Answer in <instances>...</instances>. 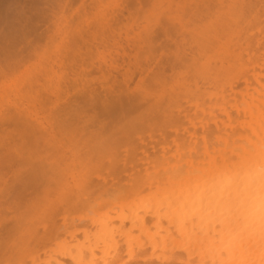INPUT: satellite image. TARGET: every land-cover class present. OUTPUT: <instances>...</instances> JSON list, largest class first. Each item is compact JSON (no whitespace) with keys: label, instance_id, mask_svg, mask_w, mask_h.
<instances>
[{"label":"bare ground","instance_id":"1","mask_svg":"<svg viewBox=\"0 0 264 264\" xmlns=\"http://www.w3.org/2000/svg\"><path fill=\"white\" fill-rule=\"evenodd\" d=\"M136 1H134V2L136 3ZM173 1H175V0H173ZM189 1H193V4L195 5V4L198 3V1H201V0H198L197 2L194 1V0H188L187 4H188ZM218 1H221L219 5L223 4V0H218ZM228 1L229 0H224L225 4ZM165 2H166V4L170 3L169 6L172 4L171 1L169 2V1L166 0ZM184 2L186 4V0ZM203 2H205V0ZM128 4H130V3H128ZM166 4L164 6H162V7L166 8ZM187 4H186V6H183L184 4L182 6L187 9ZM190 4L194 8H196L195 6L201 5L200 2L198 3V5H195V6L192 4V2ZM190 4H188V6ZM229 4H230V8L227 6ZM229 4H226V5L223 4L222 6H219V8H218L219 11L217 10V12H219V13L224 12L225 13L226 11H228L229 15L227 13H225V15L227 14L226 18L228 17L230 19L227 18L228 21H225V18H224L225 15L220 14L219 17H216L217 20L215 19V21H218L219 19H222V16H224L223 17L224 20H222V21L220 20L222 23H220V21H218L219 22V25H218L219 27H217V28L213 27V29H219L220 26H222L223 28L219 29L220 32H222L224 30L228 31L230 29L229 25L232 23L231 27L233 26L232 27L233 29L229 30L230 31V36L227 37V35H224V32H223L222 35L220 33V38H218V40H217L216 39L217 35H216V32H215V34H214V35H216L215 41L217 43L216 42H214V43L212 42V44L214 45L216 43V45H217L216 49L218 51L213 46L212 48H214V50L216 52L213 51L214 53H212V54H215L216 57L214 58L213 55L211 54L213 58H212V60L209 61L210 54L209 55L207 54V57H209V58H207L208 62L206 60L207 63L204 64L203 63L204 61H203L202 62L203 64L201 63L203 68L202 67L200 68L199 67L200 65H199L198 68H196V72H195V74H198V76L201 77V79L204 80V81H202L201 79H199L200 83H201V81H202L203 84L206 83V86H204V89L205 90L207 89V91L205 92V90L202 88L204 90L203 92H204L205 95L204 94H201V95H204L205 97H210L209 100L212 99V102L211 101H209V102H211L213 104L212 105L210 103V105L213 108H214V106L216 104H217V106H218V104H221L220 106H222V108L219 107V106L218 107L221 108L222 111H224V113H222L223 114L222 115L221 112L219 111V109L216 108V106H215L216 111H217L216 115H213L211 113L212 115H210V116L208 115V119L203 120L205 122L202 121L203 123L201 124V127L204 125V127H203L204 128V132L202 131L203 132L202 135L199 132H197L198 130H195L196 127L194 129H193V127H192V129L191 128L188 129V127L185 126V127H187L188 130L191 129L190 130L191 134H189L191 137L190 136L189 137L191 138V143H192V141H194L195 144L197 142L198 145H196L197 146L196 148L194 147V142H193V145H191L188 142L190 139L187 140V142H186V139L183 140V136H185L187 134V132H189V131L188 130H187V132L184 131V132H186V134H184L183 136L180 135L181 133L179 134L177 132V129L180 128L179 126H181V124H179L178 128H176L178 122H171V121H173V119L169 118V115L171 113H173V110H174V113L176 115V112H175L176 108L178 110V111L176 110L177 111V115H178L179 108L182 106V104L181 105L179 104L180 107H178L179 106L178 103H180V100H178V98L183 97V92H185L184 95L189 92V91L186 92L189 89L188 88L189 85H187L188 86L187 90L185 89L186 86H185V88L181 89V87H182L181 85H180V88H177L178 91L176 89H174L175 91H177V93L180 92V90H182V92L177 94L179 96H177L176 92H174L172 90V92L170 94L174 93L175 96L173 94V96H169V99L167 98L166 100H164L165 98L161 99V97H164L163 96L164 93L166 95L167 91L165 92L164 90L167 87L163 89V92H162L163 94L161 93L160 97H159L160 91H159L158 95H156L158 97V99L159 98L161 99V101L164 100L163 103H162L163 106L161 104V107L165 108L164 109L165 111H166L167 107H168L167 109H169V110H167V114L168 115L166 114L169 119L165 117V114H164L165 111L163 112L164 116H162V117H164V119L165 118L168 119L171 124L175 123L173 125L176 128L175 131L177 132V134H175L176 133L175 132L174 136L178 135V138L176 136V139L180 140L181 144H179V145H185V147H186V145L189 144L190 149H191V146H193L192 147L193 152H192V150L190 152V150L188 149L189 147L187 146L186 147L187 150H188V152H187L188 155H187L185 149H183L184 147L182 146V148H181L179 146L180 148H177V150L178 149H182V150H178V152L181 151L180 154L179 153L178 154L181 155L182 157L178 156L177 158H180V157L181 158L175 160L174 158H172L173 155L171 156V159L167 155L173 149L171 151H169V150H167V148L166 149L163 148L164 147L163 146L162 147L163 149H160V150H157V151H161L162 150V151H164V153L162 151L161 152L163 154L161 152H158L159 155L155 156V157H157V159H158V157H159V159H161L160 161H157L158 163L162 162L161 166H159L160 164H158V168L160 167V169H161V167H165V163H166V161L168 159L166 157H169V159H168L169 165H168V162H167V169L166 168H164L165 170L161 169L158 173H156L157 171H153L152 172L153 175H152V174H149V173L145 172V170L149 171L148 169H150V168H148V169L144 168L145 169L144 170L141 167V171L144 172L142 174H145L147 176L141 175L142 177L141 176L139 177L138 174H141V173H139L138 172L139 170H138L137 171L138 174L130 172L129 174L132 173L134 175L132 176V174H131V176H130L131 178L129 177V179H128L127 177L126 178L123 177L124 173L122 174L123 176H121L118 173L119 170L118 171H116V170L120 169V168H122V169L124 168L123 170H127V169H125L126 165L129 164V166H130V163L132 161L134 162V159L136 160L135 163H137L139 161V158H140L139 156H141V158H140V161L138 163V166H135L137 164H134V166L135 167H139V164L141 165V163L143 165H145L146 164L145 162H147V160H149V157L152 154L151 153L149 155L148 151H149V148L151 147V145H152L154 140H149L148 143H147L146 140L149 139V138H147L148 137L147 135H149V133L145 135V136H147L146 140H144L145 138L141 139L144 136L143 137L140 136L139 138L138 137L136 138L137 140L141 139L140 142H142V143L146 142L147 144L144 143V146L141 145V143L139 144V142L136 139H132V140H136L138 142V145H140L141 147L140 146L135 147L137 144H136V141H134L135 142V145H133L134 147L131 146L132 149L130 147L129 150L130 149L133 150V148H135L136 150H134V151L137 152V149L140 148L138 151H141L142 154H139V152H137V153L135 152V154H137V156L135 157V155L133 154V156H131V159H130L131 162H130L129 160H127V158H128L129 155H131V153H133V151H131V150L130 151L129 150L123 151L122 149L124 148L123 146L125 144L124 143L125 140L121 141L120 138H119V141L122 144L124 143L123 145L121 144L122 147H123L121 150L123 151V153L127 152V154H128V151H129L128 156L125 153L123 154L120 149H119L120 152H118V150H116V151L118 153H120V155L123 154V156L122 155L120 156V155L116 154L117 152L114 151L115 149H113V147H112L113 152L109 153V158H107L108 157L106 155L107 153L104 154V152H106V150L105 151H100V153L103 152L101 154L106 155L104 157L99 155V152H98L97 158H98V160H101V162L97 161L96 157L93 156V158L96 159L95 161H97L100 165L103 162L104 166L106 164V161H107V163H109L108 161H110V159L111 160L113 159L114 161L112 160L111 162H115L117 164V166H115L116 165L115 163H113L114 165L110 164L111 162L109 163L108 166L111 167V165H112L113 166L112 169L114 168V166L115 167H119V168H117L114 171L112 170L113 172L116 171L117 174H119L118 177H117V175H115L116 177H114L113 173L112 174L108 173L109 175H112V176H108L107 177V175H105L106 177L105 176L103 177L102 173L105 174L106 171L110 172L108 170V168H110V167H108L106 169L105 173L102 171L103 169H100L101 172H102L101 173L100 171H98L99 168L97 167V165L99 166V164H97V163H96L97 165L96 164L95 165H96V168H98V169L95 172L93 171L92 173L95 174V175H92V173L90 172V169H89L91 167V165L89 166V164L91 163V162H89V159L87 160L88 163H89L88 164V166H89L88 171L89 172L86 171L87 170L86 165H85V167H82L83 168L82 170L80 169V171H78V174L76 173L78 175V177L76 176V178H74V179L71 178V176L73 174L72 175H70V174L71 173H75V172H69V175H70L69 177L71 178V182H72V179L75 181V183L72 182L73 185H78L80 183V181H81V178L86 175L87 176V185L86 186L91 187L89 189L85 187L87 190L84 188L82 190L81 194L76 195L75 197H73L75 199V201H74L73 198H71V200L73 199V201L75 202L76 206L79 204L81 206L83 205V207H87L86 208L87 210L84 208L85 209L84 212H86V213L81 214V212H80V215H77V216H80V219L77 217V219L79 220V224H77V225L79 227L73 225V221L71 220V218L74 217V216L71 217L70 214H69L70 210L68 211L69 208L67 209V207H69V205L70 206L73 205V203H72L73 201L69 200V201H71V203H69L68 200H66L65 202L63 201L64 203L61 202L60 206H59V204H58V206H59L60 210L62 209L61 210L62 212H65V213H62V214L63 215L66 214L67 215V216H65L66 217V221H64L65 218H63L64 216L61 214L58 206L56 207V209H58L59 211L57 210V212H59L63 216V217L61 216L63 218V220H61V224H62V222H65V223L67 222L65 225H63L65 227V230H63V229L61 230V228L63 226H61V228H60V224L58 223L57 224V229L58 230L56 232L52 233L53 231H55V229L53 228L54 220H52V225L50 227H52L53 230H52V232H50V230L49 231L46 230V231H48L47 232L48 236H46V234H45V237H44L43 235H44L45 232L44 233H40L39 231H42V230L39 229V231H38L36 229V228H38V225L36 223H35V226H36L35 227L33 225L34 223L29 222L31 220L26 221V223L28 222V224H29L28 226L29 227H33L34 226V231L31 228H29L28 226H25V224H23L27 228H24V227H23L24 229L20 228L24 233L21 231L18 234L19 235L18 239L15 242L16 245L14 244V240H13V243H11V244H14L13 247H12L11 244L7 245L9 248L11 247V249L12 248L15 249L16 246H17L18 248H16V252H11V249L9 250L8 247H6V245H4V247H2V245H3V243H2L0 247H2V249L6 247L7 249L5 248L6 250L4 251V250H2L0 248V250L2 252H4L3 254L1 253V255H3L4 258H6V259H3L4 261L2 260V263H0V264H3L5 262L6 263L9 262L7 260H9V259L12 260L11 258L14 255H16V256H14V258L16 257L15 262H17L19 260L18 262H20V264H261V251H262V246H264V240L261 239L260 223H259L261 203H262V201H264V148H262V145H264V18H262L263 20L261 18H260L261 20H258L259 18L256 19L257 17L254 15V13H252L250 11L254 10L257 5H261L262 8L261 7L260 8L264 9L263 8L264 7V0H231L229 2ZM177 5H179V4H177ZM177 5H175L176 6L175 9L177 8ZM191 5H190V8L192 9L193 7H191ZM135 6H137V5L135 4L134 7ZM226 6H227V8L229 10L226 8ZM138 7L139 6H137V8ZM158 7H159V5H158ZM180 8L182 9V7H179L176 10L175 9H172V10H175V12H177ZM223 8H226L227 10L225 11V9H223ZM156 9H158V8H156ZM158 10H159V12L161 11L160 7H159ZM221 10H224V11H221ZM167 11H170V10H167ZM194 11H196V10H194ZM246 12L249 13V17L251 19L246 15ZM161 13H163V14L165 13L166 16L163 15L164 18H161L159 20L161 22H163L162 20L164 19V24L163 25H165L167 23L168 26H169V24H170V22L168 23L169 19L167 21L166 18H168V17L170 18V16L166 14V11H164V12L162 11ZM262 13H264V10H262ZM152 14H151V16H152ZM154 14H156V13L154 12ZM157 14H158V12H157ZM160 15H162V14H160ZM174 15L176 16V13L173 14L174 18L171 16L170 21L172 20L171 24L173 23V26L176 27L174 25V23L176 24L175 21H177L181 17L179 18L178 15L175 17ZM262 16H264V15H262ZM155 18H156V15H155L154 19ZM175 18L177 20H175ZM190 18H191V16H190ZM180 21L178 20V23H177L178 27L180 26L181 22H183V25L184 24L187 25L186 22L183 21V16H182V21L181 22ZM251 21L254 22V23H257V24L260 22V23H263V25H259V26L256 27V29H252L253 25H252ZM179 22H180V24H179ZM225 22H228V23H225ZM167 24L164 27L165 31L163 30L165 32V34H166L167 31L169 32V27L166 28ZM223 24L225 26H223ZM227 24H228V26H227ZM159 25H160V22H159ZM183 25H181L182 28H183ZM173 26L170 25V32L174 31L175 33H177L178 31L183 30V29H181L179 27L177 29V32H176L175 31L176 29ZM171 27H173L174 30ZM202 27L200 28V31L197 30L198 32H201L202 35H199L198 32L194 31L195 27L194 28L192 27L193 29H190V30H192L191 33H193V34L190 35V37L192 39L194 37L197 38V39L194 38V41L192 40L194 42V44L195 43L198 44L196 47L200 46V42L197 43V40L201 41L202 44L205 43L207 46L209 45V42H211L210 41L211 39L214 40V35H212L211 33L208 34L209 33L207 31V27L208 26L207 27L205 26L206 27V31H207V32H205V34H203V30L204 29H202ZM159 29H160V26H159ZM190 30L188 31V30L185 29L184 31L190 32ZM209 30H212V28L209 29ZM149 31H150V29H149ZM215 31H217V30H215ZM218 31H217V33H218ZM195 32H196V34H195ZM78 34L80 35V33H78ZM171 34H173V32ZM171 34H169V35H171ZM192 35H194V36L192 37ZM198 35L201 36V37H199ZM207 35H208V38H209V40L207 39L208 40V42H207L208 44L205 41H204V43L202 41V40H206L205 37ZM223 35L226 36L228 40L224 39L225 37ZM165 36H167V34ZM209 36H211V38ZM221 36H222V39H224L226 42L224 40H223L224 43H223V41H221L222 40ZM144 37H148V36L144 35ZM190 37H188V38H190ZM81 38H80V40H81ZM138 38H139V36H138ZM140 38H141V36H140ZM140 38L137 41H140ZM198 38H201L202 40H200ZM219 40L221 41V44L223 43L222 46H220V47H219V43H218ZM141 41H140V43H141ZM145 41H146V39H145ZM149 41H151V40H149ZM64 42L66 43V41H64ZM136 43H138V42H136ZM62 44H64V43H62ZM73 44H71V46L69 45L71 48H68L69 46L66 45L67 47L65 49H67L66 50L67 53L65 51L62 52V53L66 54V55L67 54L69 55L70 52H71V54L72 53L74 54L75 50L70 51V52H68V50L74 49L75 47L78 46L77 44H79V43L75 42ZM202 44H201V46H202ZM212 44L209 45L210 50L212 49L211 48ZM72 45H73V47H72ZM148 46H149V43H148ZM205 46H204L203 49H205L207 47V46L206 47ZM60 47H62V46H60ZM141 48H142V46H141ZM149 48H152V47L150 46ZM65 49H63V50H65ZM199 49H201V50H198V51H203L202 48L199 47ZM63 50H60L58 52L61 53V51H63ZM148 51H149V49H148ZM245 52H247V54H249V57H250L249 59L246 58L247 56H245ZM144 53H147V52L144 51ZM216 54H218V55H216ZM184 55L185 54H183V56ZM176 57H178V55ZM178 59H180V58H178ZM178 59H176V61L173 60V63L177 62ZM216 59H218V60H216ZM183 60L185 62V60H189V59H187V57L184 56ZM213 60H215V63H213L214 62ZM188 62L189 61H187V63ZM210 62L213 65L215 64V66L219 65V67L216 66L218 68L214 69L213 71L210 70L208 66H210L213 69V66L210 65L211 64ZM179 63H181V62H179ZM199 63H200V61H199ZM176 64L179 65L178 63H176ZM206 64L207 65L209 64V65L207 66ZM250 64H255L253 66H256V68L253 67ZM47 65H49V63L46 64L45 66H47ZM58 65H60V64H58ZM136 65H137V63H136ZM155 65H156V62H155ZM183 65H184V63H183ZM197 65H198V63H197ZM249 65L252 66V68L251 67L250 68L247 67ZM49 66H47L46 69H50V68H48ZM78 66H81V65H78ZM184 66H188V65H184ZM206 66H207V68H206ZM81 67H82V69H84L83 66H81ZM137 67L139 68V66H137ZM147 67H148V65H147ZM108 68H106V69H108ZM144 68H143V70H144ZM182 68H184V67H182ZM190 68H192V66ZM248 68L249 69H253V70L255 69V75L252 76L253 73L251 74V72L248 70ZM82 69H81V71H82ZM113 69H114V67H113ZM170 69H171V67H170ZM44 70H45V68L39 70V72H37L34 76H31V77H28V78H24L15 87H10V86L7 87V86H5V84L3 82H0V128L1 127L4 128L5 125H11V124L15 125L16 129L19 126L18 127V131L20 130L19 128H21L20 131L24 134V139H25V135L26 136L30 135L29 139L34 138L35 143H34V141H33V143L35 145H37V144L39 145V142H41V145L44 148H46L47 144L44 143V145H43V141H42L43 137H41V135L44 136L43 134H45L47 132V130H49V128L44 132V130H43L42 126H41L42 125L41 122L40 121L38 122V119H40V118L37 117V120L33 118L35 116L34 114L36 112H34V114H30V112L32 110L29 113L27 111V109L30 110L31 108H33V106L29 107L30 109L28 107H27V109H25V106H24V102L27 101L26 98H28V100L30 99L29 98V94L33 93V91H35V90H38V89H34L33 90V88H35L34 85H36L35 83H38V81H35L36 78H38L37 80H40V78L42 79V78L46 77L48 80L44 79L43 81L48 82V84L54 81V80L50 81V79H49V78H51L50 74L52 73L53 68L51 69V71H48V70H47L48 72L45 71V72L50 73V74L45 73ZM136 70H138V69H136ZM187 70H189V69H187ZM83 71H85V70H83ZM146 72H148V70ZM39 73H45V74L44 75L40 74V76H42V77H38ZM141 73H143V72L141 71ZM195 74L193 73V75H195ZM139 75H140V73H139ZM132 76H133V74H132ZM153 76H154V74H153ZM54 77H56V75H54ZM156 77H157V75H156ZM130 78H131V76H130ZM129 79H127V80H129ZM123 80H125V77H124ZM140 80L142 81L141 78H140ZM43 81H42V83H43ZM58 81H57V84H59ZM113 81H111V82H113ZM131 81L132 80L130 79V82ZM83 82H84V80H83ZM115 82H113V83L115 84ZM195 82L196 81H194L195 85L193 84V87L194 86H196V87L198 86V85H196L197 82L196 83ZM156 83H159V81H157ZM162 83H163V81H162ZM189 83H191V82H189ZM55 84H56V82H55ZM124 84H126V83H124ZM160 85H163V84H160ZM45 86H47V85H45ZM53 86H54V84H53ZM55 86H56V88L54 87V90L56 91V89H57V92H56L57 94H55V95H58L60 90L57 88V85H55ZM123 86H127V85H123ZM176 87H178V86H175V88ZM36 88H39V87H36ZM43 89H45V88H43ZM51 89H53V88H51ZM169 89H170V86H169ZM196 89H198V88H196ZM46 90H45V92H46ZM184 90H186V91H184ZM107 91H109V90H106V92ZM170 91L171 90H169L168 92H170ZM50 92H52V91H50ZM190 92L192 93L193 91L190 90ZM203 92H201V93H203ZM90 93L91 92H88V94H87L89 96L88 97L89 100H91V99L95 100V98H92L93 97L92 93H91V96H90ZM155 93L156 92H154V94ZM191 93H190V95H191ZM195 93H193V96L191 95L194 98H195ZM50 94H49V96H50ZM60 94H61V92L59 93V95ZM135 94H137V92H135ZM180 94H182V95H180ZM118 95H119V93H118ZM118 95H116V96H118ZM123 95L124 94H122V96ZM242 95L244 96L242 98H246V100H247L245 105L244 104L241 105L240 104V100H238V101L236 100L237 102L235 101V98H237V99L240 98L241 101L244 100V99L241 98ZM30 96H31V94H30ZM112 96H114V94ZM116 96L114 97L115 99H116ZM143 96H145V97H143ZM143 96H141V97L143 99L145 98L144 100L146 101L147 100L146 99L147 96L146 95H143ZM186 96H188V95H186ZM197 96H198V94H197ZM204 96H202L203 100L208 102V99L204 98ZM136 97H138L139 102L143 100L142 98H139L138 95H136ZM155 97L152 98V99L150 98V100L148 99L150 101L149 103H151V102L153 103L155 101V99L157 98V97L156 98ZM249 97H252V99H250ZM114 98L112 97L113 100H114ZM184 98L185 99L186 98L189 99L190 97L188 98V97L184 96ZM184 98H182V99H184ZM232 98H234L233 100H234V104H235V107L232 110H235V108L239 109V111H237V113H236L237 114L236 116L234 114H232V113L230 114V112H228L230 115H226L227 114L226 111H228L229 108H230L229 107L230 106L229 102L231 100H229V99H232ZM33 99H34V97H33ZM140 99H142V100H140ZM153 99H154V101H153ZM93 100H92V102H94ZM118 100H120V99H118ZM132 100L134 101L133 103H135V100L134 99H132ZM148 100L146 101L147 103L143 102V104H145V107H146V104L148 106ZM197 100L195 101V104L197 103ZM228 100H229V102H228ZM43 101H46V100H43ZM127 101H128V99H127ZM127 101H126V103H128V104H126L124 100L122 101V102L125 103V107H127L129 105V103L132 106L135 105V108H138L140 106V105L139 106L137 105L138 107H136V104H140V103L131 104V102H127ZM129 101H131V100L129 99ZM187 101H184V102H187ZM33 102L34 101L32 100L31 104ZM109 102H111V101H109ZM155 102L157 103V101H155ZM166 102H167V105L166 104L164 105V103H166ZM175 102H177V104ZM192 102L189 103V104H191V106L193 104ZM244 102L242 101V103H244ZM28 103H29V101H28ZM38 103H40V100L38 101ZM120 103H121V101H117V104H119L121 107L119 105L118 106L120 108H122V106H123V108H124V103H122V104H120ZM104 104H105V101H104ZM172 104L174 105V107H171ZM200 104H201V102H200ZM200 104H197V106H195V105H193V106L194 107H198V106H200ZM205 104H206V102H202L201 105L204 106ZM26 105H27V103H26ZM39 105H41V104H39ZM43 105H45V104L43 103ZM68 105L69 104H67V107H68ZM102 105L103 104H101L100 107H102ZM106 105L107 104H105V106ZM113 105L115 107L116 104H113ZM130 105L127 107V110H128L129 107H131ZM92 106H87V107L91 108ZM110 106H111V104H110ZM110 106L107 105L106 107H108V108L102 107L101 110L105 109L104 111L102 110L103 113H105L107 111V109L110 112L111 111L110 109L114 108V107L109 108ZM118 106H116V107L118 108ZM164 106H167V107H164ZM175 106H177V107H175ZM193 106H192V108H193ZM208 106L205 105L204 107L206 109H208L209 108ZM227 106L229 107L228 109H227ZM170 107L173 108V110L172 109L170 110ZM185 107L188 108V104H187V106L183 105V107H181L183 109V111L181 109V111L183 113L180 111L182 117L179 115L180 118H182L183 120L184 119L186 120L187 117H189V115L198 112V110H197L196 112L191 113V111L193 112V110H191V108L189 107L190 111H188V109H185ZM135 108L133 107L132 110H135ZM154 108H155V106H154ZM157 108H159V105L157 106ZM200 108L201 107H199V110H200ZM213 108H212V110H213ZM92 109H93V107H92ZM92 109H90V110H92ZM146 109H148V108H146ZM184 109H185V111L186 110L188 111L189 115H188V113H186L184 111ZM196 109H198V108H195V110ZM122 110L123 109L118 110L120 112V114L118 113L119 115H121ZM127 110H124V111L126 112ZM130 110H131V108H130ZM130 110L127 113H131L132 110L131 111ZM154 110L155 109L152 108L153 112H154ZM33 111H34V109H33ZM146 111H148V110H146ZM155 111H157V109ZM168 111H170V113ZM200 111H203V110L201 109ZM207 111L208 110H206L205 112H207ZM230 111H231V108H230ZM113 112H114V110H113ZM213 112H214V110H213ZM235 112L236 111H234V113ZM184 113H185V115H184ZM160 114H161V112H160ZM160 114L154 115V113H153L154 117H156L158 119V121L160 120V118H158L160 116ZM173 114H171L173 117H175V118L178 117L177 118L178 120H176V121H180L181 120V119L179 120V116H177V115L175 116ZM207 114H209V112H207ZM32 115H34V116L32 117ZM80 115H81V113H80ZM82 115H84V114H82ZM93 115L95 116L96 114L94 113ZM115 115H117V114H115ZM125 115H126V113H125ZM157 115H159V116H157ZM36 116H38V115H36ZM107 116H109V115H107ZM122 116H124V114ZM197 116H196V118L199 117V116L198 117ZM202 116L204 117V115H202ZM225 116L231 118L229 122L227 120H225V118H227ZM127 117H128V114H127ZM142 117H144V116H142ZM191 117H193L195 119L194 115L193 116L191 115ZM94 118H93V120H90L91 119V116H90V119L88 121H90V122L94 121ZM121 118H123V117H121ZM98 119H99V117H98ZM166 119L164 120V123H165ZM189 119H190V117L187 120H189ZM138 120H139V118H138ZM147 120H148V117H147ZM142 121L144 122V119ZM174 121H175V119H174ZM184 121H180V122H182L184 124ZM211 121H213V123H216L215 124L216 126L214 125L216 128L212 127V128H214V130H212L211 127H210V125H212V123H210ZM81 122H82V120H81ZM97 122H100V121H97ZM151 122H153V121H151ZM161 122H163L162 119H161ZM82 123H84V122H82ZM118 123H116V124L118 125ZM170 123H168V124H170ZM185 123H186V121H185ZM196 123H198V122H196ZM139 124H141V123H139ZM187 124H189V123H187ZM100 125L101 124H99L98 127ZM112 126H114L113 128H114V131H115L117 126L116 125H112ZM134 126H131V128L134 127ZM168 126L165 127V128L167 129ZM100 127L102 128V126H100ZM140 127H142V125H140ZM153 127H155V126H153ZM172 127H170L169 129H172ZM174 127H173V129H174ZM185 127H181V128L184 129ZM189 127H191V126H189ZM111 128L112 127H110V129ZM126 128H125V130H126ZM136 128H138V127H136ZM181 128H180V130H181ZM112 129L110 131H112ZM140 129L143 130L144 128H139L138 133H140ZM121 130H122V128H121ZM127 130L129 131V129H127ZM127 130H126V132H128ZM132 130H130V131H132ZM120 131H119V135H121ZM130 131H129V133H130ZM136 131H137V129H136ZM144 131H146V130H144ZM166 131H168V130H166ZM81 132H84V131H81ZM98 132H100V131H98ZM147 132H145V133H147ZM159 132H161V131H159ZM159 132H158V134L163 135V134H161L162 132L161 133H159ZM114 133L115 132H113V134ZM35 134H36L37 138L34 137ZM86 134H88V133H86ZM86 134L84 136H86ZM91 134H93V132ZM96 134H98V133H96ZM77 135L79 137V134H76V137H77ZM80 135H81V133H80ZM114 135H112V136H114ZM115 136H117V135H115ZM187 136L184 137V138H189ZM93 137H95V136H93ZM99 137H100V134H99ZM126 137H124V138H126ZM172 137H173V135H172ZM82 138H83V136H82ZM114 138L116 139V137H114ZM121 138H123L122 135H121ZM127 138H129V137H127ZM157 138H158V136L155 138V141H158V143L161 144V142L163 140V144L166 145L167 147L171 143V141H169V140L168 141L170 143L166 142V143H169V144H165L164 143L165 140L167 139V137L165 139L162 138V140H161V136H160L161 142ZM39 139H40V141L36 142V140H39ZM99 139L100 138H98V140ZM117 139H118V137H117ZM117 139H116V141H117ZM169 139H171V138H169ZM174 139L175 138L173 137V140ZM129 140H130V138H129ZM142 140H144V141H142ZM91 141H93V140H91ZM100 141H101V139H100ZM119 141H117L116 146L117 145L118 146L116 147V149L121 147V145L119 147V144H120ZM81 142L83 143V141H81ZM105 142H106V140H105ZM109 142H112V141H109ZM109 142H108V144H109ZM173 142H172V145H173ZM0 143H1V141H0ZM71 143H72V141H71ZM94 143L98 144V142H94ZM94 143H92V144H94ZM158 143H156L155 145L153 144L151 148H154L153 146H155L156 148H154V149H157V148L159 149V147L156 146ZM84 144H86V143H84ZM104 144H107V143H104ZM108 144H107V146H108ZM132 144H133V142H132ZM175 144H176V142H175ZM70 145L71 144H69V145L67 144V146H70ZM72 145H73V143H72ZM86 145H88V147H89L88 143ZM98 145H100V144H98ZM73 146H74V148L72 146H70L69 148L70 149L73 148L75 151H78V148L81 147V145H80L76 149L75 147H77V146L76 145H73ZM102 146H103V144H102ZM48 147L49 146H47V148ZM96 147H97V145H96ZM142 147H144L145 151L142 150ZM35 148H36L35 150H37L38 147L35 146ZM151 148H150V150H151ZM168 148L169 149L173 148V146L172 147L169 146ZM38 149H40V148H38ZM50 149L52 150V147L49 148V150ZM54 149H59V151H60L59 153L62 152L60 147L59 148H54ZM96 149L98 151V148H96ZM105 149H108V148L106 147ZM112 149H110V151ZM33 150H34V148H33ZM46 150L49 151L48 149H46ZM88 150H87V153H88ZM97 151H94V152H97ZM108 151H109V149H108ZM152 151H153V149H152ZM189 152L192 153V154H190ZM59 153L56 152L57 155ZM79 153H77V152L74 153L73 157H77V155H78L77 158H78V160H80L83 155H80ZM153 153H154V151H153ZM71 154L69 153V155H71ZM75 154H77V155H75ZM90 154H92V153H90ZM112 154H113V158H110V157H112ZM52 155H53V152H52ZM57 155L55 157H53L54 158L53 162H55V164H56V161L58 160L57 159ZM79 155L81 157H79ZM94 155H96V154H94ZM177 155H175V157ZM51 156H49V157H51ZM85 156H86V154H85ZM63 157L64 156L62 154L61 159ZM99 157L102 158V159H100ZM124 157L127 160V161L125 160V162L122 159ZM55 158H56V160H55ZM86 158H87V156H86ZM152 158H153V156H152ZM64 159H65V157L61 160L62 162H60V160H59L60 164H59V162H57V164L61 165L62 163H64V161H65ZM103 159H105V160H103ZM157 159L155 158V161ZM163 159H165V162H164ZM90 160L93 161L92 158H90ZM153 160H154V158H153ZM22 161L25 162V160H22ZM45 161H46V159H45ZM83 161H84V158H83ZM152 161H150V162H152ZM18 162H20V161H18ZM79 162H82V161L80 160ZM39 163L42 164L41 160L39 161ZM49 163H50L49 166H53L52 167V170H53L54 169V163L48 161L47 164H49ZM123 163H125V165ZM170 163H172L171 164L172 166H170ZM80 164L82 165L83 163H80ZM85 164H87V162ZM103 164H102V166H103ZM43 165H45V164H43ZM81 165L80 166L78 165V166L81 168ZM143 165H141V166H143ZM156 165L157 164H155L154 166L156 167ZM49 166H47V167H49ZM129 166L127 165L128 170L132 169V166H130V167ZM154 166H153V168H154ZM93 168H95L94 165H93ZM100 168H103V167L100 166ZM50 169L51 168H49V172H50ZM55 169H58V168H55ZM59 169H61V168L59 167ZM151 169H152V167H151ZM121 170H120V173H122ZM155 170H157V168ZM55 171H57V172H54L55 173V175H54L55 177L53 178V180H55V178H57L56 175L58 173V170H55ZM65 171L63 170V172H65ZM67 171H69L68 168H67ZM67 171H66V173H63L62 171L59 170V172L61 173V174L59 173L60 174L59 177H61V179L59 180V178H57L58 179L57 182L61 181L60 182L61 185L64 184V183L66 184L65 180L67 179L66 175H68ZM96 172H100L99 175L101 174L102 177H100ZM123 172H125V171H123ZM47 173H45L46 175L44 174L45 177L47 176ZM54 173H49V175L47 176L46 179H49L50 174H54ZM81 173H83V174L81 175ZM154 173H156V174H154ZM129 174H127V172H126V175H129ZM63 175L66 177L65 180H64ZM137 175H138V177H137ZM125 179H128V180H125ZM38 180L40 181V179H38ZM41 180H44L45 183L46 182L48 183V181L45 180V179H41ZM50 180L52 181V178L49 179V181ZM52 182H54V181H52ZM59 182H58V184H59ZM26 184H25V186L23 185V187H24V189L22 190L23 192L27 191L32 186L33 187L35 186V184L34 185H30L31 182H28ZM28 184H29V186H28ZM66 185H68V184H66ZM88 190L89 191H94V190L97 191L98 190V191L96 193V192H89ZM86 191L89 193V195H88V193ZM93 193L94 194L96 193L97 196L89 197V196H91L90 194L94 195ZM15 194L17 195V193H15ZM21 194L17 195V196L15 195L14 196L15 198H12V199L18 198V199H16V200H18V203H19V201H23V200H19V197L21 199V196L25 195V192H24V194H22V195ZM43 195H44V193H43ZM5 196H8V194H6ZM2 197L4 199V196H2ZM45 198H42V199L45 200ZM22 199H24L23 196H22ZM43 200H41L40 203ZM4 202H6V201H4ZM36 202H37V200L35 201V203ZM66 202H67L68 206H67ZM18 203H16V201H15V204H16L15 205L12 202L13 206L14 207L16 206V208H18L17 207ZM23 203H24V201H23ZM37 203H39V201ZM61 205L66 206V208H64ZM81 206H80V208H82ZM7 207L10 210L11 206H7ZM16 208H15V210H17ZM72 208L70 207L71 210H72ZM74 208H77V207L74 206ZM0 210H1V208H0ZM77 210H78V208H77ZM54 212H55V214L57 213L56 211H53L51 213L54 214ZM87 212H89V213H87ZM49 215H48V218L46 217L48 219V221L50 219H52V218L49 217ZM57 215H59V214H57ZM32 216L35 217V215H32ZM29 218H30V216H29ZM37 219H38V217H37ZM24 220H26V219H24ZM38 220L40 221L41 218L38 219ZM43 221L42 222L40 221V222L42 224H44L45 221L44 222ZM32 222H34V220ZM37 223H39V222H37ZM17 224H15V225H17ZM74 227H76V228H74ZM28 228L31 229L32 232L30 230H28ZM17 229H16V231H17ZM35 230H37V233L35 232ZM60 230H61V232H60ZM32 233H34L35 235L37 234L36 237L37 238L40 237L39 240L41 242L44 241V244L41 245L40 247H43L45 244L48 245V246L47 245L44 246V248H47V250L45 249V251H46L45 254H44V249L41 248L42 252L44 254L43 257H41L42 254H39V250L36 248V246L39 247V244H41V243L40 242L38 243L39 240L36 239V237H33L34 234H33V236H31ZM50 233H52V235ZM24 234H26L29 237V239H26L28 237H26V235H24ZM38 234H41V236L40 235L38 236ZM22 235H24L26 237V238H23L24 241L21 240L22 239L21 237H23ZM29 235L31 236V239H30ZM49 236L50 237L52 236V237L50 238ZM30 240H32V241L30 242ZM21 241H23V242H21ZM19 242L22 243V244H20L21 246L19 245ZM31 243H34L33 247L31 246L32 245ZM35 248H36L37 251L35 250ZM32 249L35 250V251H33ZM7 250L9 251V253H8ZM10 252L12 254H14L13 256L11 255L12 257L10 256V254H11ZM5 253H8V255L7 254L4 255ZM1 258H3V257L1 256ZM1 258H0V262H1ZM10 262H13V261H10Z\"/></svg>","mask_w":264,"mask_h":264},{"label":"rangeland","instance_id":"2","mask_svg":"<svg viewBox=\"0 0 264 264\" xmlns=\"http://www.w3.org/2000/svg\"><path fill=\"white\" fill-rule=\"evenodd\" d=\"M130 1V2H129ZM134 1H136V0H62V3L65 5V7L63 8V9H61V11H60V13L59 14H57L56 12H54L53 11V9H52V7H51V3H52V0H0V82H3L4 84H5V86H10V87H15V86H17L18 85V83H20L24 78H28V77H31V76H34L37 72H39V70H41V69H44L45 68V70H44V72L45 71H51V69L53 68V70H52V75L50 74V73H47V72H45V73H47V74H50V77L52 78H49L50 79V81H53V82H51V83H49L48 84V82H45V81H43L44 79L45 80H48L46 77H44V78H40V80H37L38 78H36V80L35 81H38V83H35L36 85H34V87L35 88H33V90L34 89H38V90H35V91H33V93H30L31 94V96H30V94H29V100H28V98H26V102H24V106H25V109H27V107L29 108V107H32L33 106V108H29L30 110H28L27 109V111H28V113L30 112V114H34V112H36L34 115H32V117L34 118V119H36L37 120V117H39L40 119H38V122L40 121L41 122V126H42V128H43V130H44V132L49 128V130H50V126H51V121H52V111H53V106H55V108H56V110H57V113H58V115H64V114H66V113H68L69 111H71V110H73V109H76V108H81V107H83V110L85 111H82L81 112V115L82 114H84V115H79V120H80V124H79V127H78V130H77V133H75V134H73L72 136H70V137H68V139L62 144V145H60V146H58V147H52V150L50 149L49 150V148H51V147H48L47 148V146H46V148H44L42 145H41V142H39L40 141V139L39 140H36V142H39V145L37 146V145H35L34 143H35V140H34V138H32V139H30V140H32V142L34 141V143H33V148H34V151H36L38 154H39V156H41V157H43V159L41 160V162H42V164L40 163V165L43 167V170H44V174L45 173H47V176L49 175V173H54V172H57V171H55V170H58V173H57V178H59V180L61 179V177H59L60 176V172H59V170L60 171H62L63 172V170L65 171H67V168L69 169V171H67V174L68 175H66L67 176V179L65 180V176L63 175V177H64V180L66 181V184H68V186H72L73 185V183H75V181L73 180L74 178H76V176L78 177V171H80V169L82 170L83 168L82 167H85V165H86V167H87V172H89L88 171V168H89V166L91 165V167L89 168L90 169V172L92 173L93 171L95 172V171H97V169H98V171H100L101 172V170L100 169H103L102 171L105 173V171H106V169L108 168V167H110V166H108L109 165V163L113 160H111L110 159V161H108L109 163H107V161H106V164H105V166H104V164H103V162L101 163V165L97 162V161H99V162H101V160H98V158H97V154H98V152H99V155H101V156H108L107 158H109V153H111V152H113V149H115L114 151L115 152H117L116 150H118V152H120V150L122 149L123 151H127V150H129V148L131 147V146H133V145H135V142L134 141H136L137 139V137L139 138L140 136L141 137H143V138H141V139H144V140H146L147 138H149V139H147L146 141H147V143H148V141L149 140H154L153 141V143H152V145L154 144H156V143H158V141H155V138L158 136V138L157 139H159L160 140V136H161V140H162V138L163 139H165L166 137H167V139L165 140V144H169L170 142L169 141H171V143L169 144V146L170 147H172L173 146V148H168L166 145H164L163 144V140H162V142H161V140H160V142H161V144H157L156 146L157 147H159V149L157 148V149H154V148H156L155 146H153L154 148H151L152 147V145H151V150H150V148H149V151H148V153H149V155L151 154L152 156H153V158H154V160H153V158H152V156L150 155V157H149V160L150 161H152V162H150L149 160H147V162H145L146 164L145 165H143L141 162V165H143V166H141L140 164H139V167H135V166H138V163H139V161H140V158H141V156H139L140 158H139V161L137 162V163H135L136 162V160L134 159V162L132 163L131 161H130V159H131V156H133V154L135 155V157L137 156V154H135V152L136 151H134V150H136L135 148H133V150H131L132 149V147H131V151H133V153H131V155H129L128 156V154H129V151H128V154H127V152H124L125 154H127V156H128V158H127V160H129L130 162V166H132V169H130V170H128V167H127V165L129 166V164H127L126 165V167H125V169H127V170H123L122 168H120V169H117V168H119V167H115V166H117V164L115 163V162H111L110 164H113V163H115L116 165L114 166V168L112 169V165H111V167L110 168H108V170L110 171V172H108V171H106V173L105 174H103L102 172V175H103V177L105 176V175H107V177L108 176H112V175H109V174H114L113 176L114 177H116L115 175H117V177L119 176V174L121 175V176H123L124 178H128L129 179V177L131 176V174H129L130 172H133V173H137L138 174V172L139 173H141V174H138L139 175V177L141 176V175H145V174H142V173H144L143 171H141V167H142V169H144V168H150V169H148L149 171H147V170H145V172H147V173H149V174H152L153 175V171H157L156 173H158L161 169L162 170H165L164 168H166L167 169V162H168V159H169V157H170V159H171V156L173 155V157L172 158H174L175 160H177V159H180L182 156L181 155H179L180 154V152L181 151H179L178 152V150H182V149H178L177 150V148H182V146L184 147L183 149H185V151H186V153L188 152V150H187V146L189 147L188 149L190 150V152H191V150H192V147L193 146H191V149H190V146H189V144H187L186 145V147H185V145H179V144H181V142H180V140L178 139H176V136H177V138H178V135H176V136H174L175 134H177V132L180 134V135H184V134H186V132H187V130L189 129V128H191L192 129V127H193V129L196 127V129L195 130H198L197 132H199L201 135L203 134V132H204V125L201 127V124L203 123V122H205V121H203V120H206V119H208V115L210 116V115H216V108H218L219 109V111L221 112V114L222 113H224V111H222V106H220L221 104H218V106L219 107H221V108H219L218 106H217V104L215 105L216 106V108H215V106H214V108L210 105V103L212 102V99L211 100H209V98L210 97H205L204 95V86H206V83H202V81H204L203 79H201V77H199L198 76V74H195V72H196V68H198V66L201 68L202 67V65H201V63L203 62L204 64L205 63H207L208 62V59L207 58H209V57H207V54L209 55L210 54V58H209V61L210 60H212V58L214 57H216L215 56V54H212V53H214L213 51H215L214 50V48H212L213 46L215 47V49H216V41H215V37H216V35H217V37H216V39L218 40V38H220V33H221V35H222V33L224 32V35H227V37L228 36H230V29H233L232 27H231V24L229 25L230 27V29L228 30V31H226V30H224V31H222V32H220V30L219 29H222L223 27L222 26H220V28L219 29H213V27L215 28H217V27H219L218 25H219V22L218 21H222V20H224L223 19V17L224 16H222V19H219L218 21H215V19H216V17H219L220 16V14H222V15H225V13H227L228 14V11H226L228 8H227V6L230 8V4H229V2L231 1V0H229L226 4H229V5H227L226 6V8H223V9H225V13L224 12H222V13H219V12H217V10H218V8H219V6H222L223 4L224 5H226L225 4V2H224V0H223V4H221V5H219L220 4V2L221 1H218V0H205V2H203L202 0V2L201 1H198V0H194V1H198V3L200 2L201 3V5H199V6H195V5H198V3L197 4H193V1H189L190 3L192 2V4L196 7V8H194L189 2H188V4H190L191 5V7H193L192 9L190 8V5L188 6V4H187V1L188 0H186V4H187V9L185 8V7H183V6H186V4H185V0H175V1H173V0H167V1H173L172 2V6L170 5L169 6V4H166V0H137L136 1V3L134 2ZM160 1V2H159ZM182 1V2H181ZM133 2V3H132ZM165 2V3H164ZM207 2V3H206ZM216 2V3H215ZM128 3H130V4H128ZM164 3V4H163ZM181 3V4H180ZM195 3V2H194ZM137 5V6H139L138 8H137V6H135L134 7V5ZM140 4V5H139ZM166 4V8L165 7H162V6H164ZM177 5V4H179V5H177V8L176 9H178L179 7H182V9L180 8L177 12H175V5ZM184 4V5H183ZM203 4V5H202ZM158 5H159V7H160V9H161V11L159 12V7H158ZM183 5V6H182ZM174 6V7H173ZM218 6V7H217ZM170 7V8H169ZM198 7V8H197ZM225 7V6H224ZM261 7V5H257L256 7H255V9L254 10H251L250 12H252V13H254V15L257 17L256 19H258V20H261L262 18H264V16H262V15H264V13H262V10H264V9H261L260 8ZM156 8H158V9H156ZM165 8V9H164ZM222 8V7H221ZM264 8V7H263ZM172 9H175V10H172ZM257 9V10H256ZM158 10V11H157ZM167 10H170V11H167ZM184 10V11H183ZM191 10V11H190ZM194 10H196V11H194ZM198 10V11H197ZM229 10V9H228ZM259 10V11H258ZM261 10V11H260ZM158 12V14H157V12ZM164 12V11H166V14L167 15H169L170 16V18L168 17V18H166L167 19V21H168V19H169V21H168V23L170 22V24H169V26H168V24H167V26H166V28H168L169 27V32L167 31L166 32V34H167V36H165L166 34H165V25H163L164 24V19L162 20L163 22H161L159 19H161V18H164V16L163 15H165V13L163 14V13H161V12ZM174 13H176V16L178 15L179 16V18L180 19H178L179 21L181 20L182 21V16H183V21H185L186 22V24L188 25H183V22H181V24H180V22H179V24H180V28L181 29H183V30H180V31H178L177 32V29L179 28L178 26H177V23H178V20L175 18V20H177V21H175L176 22V24L174 23V25L177 27H174L173 26V23L171 24V21H170V19H171V16L173 17V12ZM188 11V12H187ZM193 11V12H192ZM200 11V12H199ZM219 11V10H218ZM221 11H224V10H221ZM154 12L156 13V14H154ZM180 14H179V13ZM197 12V13H196ZM258 12V13H257ZM153 13V14H152ZM169 13V14H168ZM184 13V14H183ZM193 13V14H192ZM218 13V14H217ZM224 13V14H223ZM151 14H152V16L153 17H155V15H156V18L154 19V22H152V23H148L147 22V18L149 17V16H151ZM160 14H162V15H160ZM182 14V15H181ZM186 14V15H185ZM188 14V15H187ZM227 14L225 15V21H228V19H230V18H226V16H227ZM194 15V16H193ZM218 15V16H217ZM229 15V14H228ZM246 15L249 17V13L248 12H246ZM166 16V15H165ZM175 16V15H174ZM175 16V17H176ZM188 16V17H187ZM190 16H191V18H190ZM202 16V17H201ZM197 17V18H196ZM199 17V18H198ZM230 17V16H229ZM174 18V17H173ZM178 18V17H177ZM187 18V19H186ZM250 18V17H249ZM261 18V19H260ZM185 19V20H184ZM199 19V20H198ZM227 19V20H226ZM251 19V18H250ZM157 20V21H156ZM217 20V19H216ZM263 20V19H262ZM156 21V22H155ZM166 21V20H165ZM220 21V23H222ZM254 21V20H253ZM159 22H160V25H159ZM174 22V21H173ZM184 22V23H185ZM217 22V23H216ZM230 22V21H229ZM216 23V24H215ZM225 23H228V22H225ZM224 23V24H225ZM251 23H252V25H253V28L252 29H256V27L257 26H259V25H263V23H254V22H252L251 21ZM178 24V25H179ZM223 24V26H225ZM170 25L171 26H173L176 30V32L177 33H175L174 31H171L170 32ZM181 25H183V28H182V26ZM222 25V24H221ZM159 26H160V29H159ZM163 26V27H162ZM187 28H186V27ZM203 26V27H202ZM207 27V31L209 32L208 34H212V35H214L215 34V32H216V35H214V40L213 39H211L210 41L211 42H209V45L210 44H212V42L214 43V42H216L214 45L212 44L211 45V50H210V47H209V45L207 46L205 43H204V41L207 43L208 42V40H209V38H208V35L205 37V39L207 40H202L201 38H198V39H200V40H202L203 41V43L204 44H202V42L201 41H198L197 40V43L198 42H200V48H204V46L207 48H205V49H203V51H198V50H201V49H199V47H196L198 44H194V38L192 39L191 37H190V35L191 34H193V33H191L192 32V30H190V29H193L194 27V31H196V32H198L197 30H199L200 31V28L202 27V29H204L203 30V34H205V32H207L206 31V27ZM227 26H228V24H227ZM173 27H171L173 30H174V28ZM190 27V28H189ZM193 27V28H192ZM199 29H198V28ZM205 27V28H204ZM210 27V28H209ZM163 28V29H162ZM212 28V30H209V29H211ZM102 29V30H101ZM149 29H150V31H149ZM162 29V30H161ZM171 29V30H172ZM190 30V32H188V31H184V30ZM201 29V30H202ZM225 29V28H224ZM146 30V31H145ZM164 30V31H163ZM215 30H219L218 31V33H217V31H215ZM149 31V32H148ZM162 31V32H161ZM185 33H184V32ZM212 31V32H211ZM145 32V33H144ZM152 32V33H151ZM173 32V34H171ZM196 32H195V34H196ZM214 32V33H213ZM78 33H80V35L78 34ZM141 33V34H140ZM144 33V34H143ZM171 34V35H169V34ZM190 33V34H189ZM199 33V35H202L201 34V32H198ZM226 33V34H225ZM228 33V34H227ZM182 34V35H181ZM187 34V35H186ZM194 34V35H195ZM219 34V35H218ZM232 34V33H231ZM144 35L146 36H148V37H144ZM151 35V36H150ZM189 35V36H188ZM194 35H192V37L194 36ZM198 35V36H199ZM223 35V36H224ZM138 36H139V38H140V36H141V38H140V41H141V43H140V41H137V40H139V38H138ZM164 36V37H163ZM81 38V40H80V38ZM146 39V41H145V39ZM152 37V38H151ZM188 37H190V38H188ZM199 37H201V36H199ZM204 37V36H203ZM202 37V38H203ZM210 38H211V36H209ZM213 37V36H212ZM225 38L224 39H227V37L226 36H224ZM232 37V36H231ZM76 38V39H75ZM149 38V39H148ZM190 39V40H189ZM195 39H197V38H195ZM221 39H222V36H221ZM220 39V40H221ZM224 39H222L221 41H223ZM231 39V38H230ZM149 40H151V41H149ZM193 40V41H192ZM219 40V47L220 46H222V44L224 43V41H223V43L221 44V41ZM228 40V39H227ZM64 41H66V43L64 42ZM68 41V42H67ZM78 41V42H77ZM145 41V42H144ZM196 41V40H195ZM79 43V44H77L78 46L77 47H75L74 49H72V50H68V52H70V51H73V50H75L74 51V54L72 53L71 54V52H70V54L68 55H66V54H63L62 52H66L67 53V49H65L67 46H71V44H73V43ZM136 42H138V43H136ZM144 42V43H143ZM226 42V41H225ZM62 43H64V44H62ZM70 43V44H69ZM143 43V44H142ZM148 43H149V46H148ZM152 43V44H151ZM62 44V45H61ZM140 44V45H139ZM151 44V45H150ZM201 44H202V46H201ZM208 44V43H207ZM67 45V46H66ZM74 45V44H73ZM73 45H72V47H73ZM76 45V44H75ZM139 45V46H138ZM204 45V46H203ZM60 46H62V47H60ZM68 47V48H71V47ZM137 46V47H136ZM141 46H142V48H141ZM152 47V48H149V47ZM64 47V48H63ZM139 47V48H138ZM62 48V49H61ZM78 48V49H77ZM144 48V49H143ZM146 48V49H145ZM63 49H65V50H63ZM148 49H149V51H148ZM219 49V48H218ZM60 50H63V51H61V53H59L58 51H60ZM78 50V51H77ZM147 50V51H146ZM217 50V49H216ZM144 51L145 52H147V53H144ZM218 51V50H217ZM150 52V53H149ZM196 52V53H195ZM203 52V53H202ZM209 52V53H208ZM216 52V51H215ZM198 53V54H197ZM180 54V55H179ZM183 54H185L184 56L185 57H187V59H189V60H185V62H184V60H183V58H184V56H183ZM213 55V57H212V55ZM247 52H245V56H247L246 58H250L249 57V54H247ZM66 55V56H65ZM178 55V57H176ZM216 55H218V54H216ZM176 57V58H175ZM149 58V59H148ZM152 58V59H151ZM178 58H180V59H178ZM176 59H178L177 60V62H174L173 63V60L174 61H176ZM182 59V60H181ZM147 62H146V61ZM206 60H207V62H206ZM216 60H218V59H216ZM56 61V62H55ZM156 62V65H155V62ZM187 61H189L188 63H187ZM199 61H200V63H199ZM214 62L213 63H215V60H213ZM150 62V63H149ZM152 62V63H151ZM154 62V63H153ZM179 62H181V63H179ZM184 63V65H188V66H184L183 65V63ZM192 62V63H191ZM195 62V63H194ZM217 62V61H216ZM49 63V65L52 67H50L49 65H47V66H49L48 68H50V69H46L47 68V66H45L46 64H48ZM60 64V65H58V64ZM129 63V64H128ZM131 63V64H130ZM136 63H137V65H136ZM141 63V64H140ZM158 63V64H157ZM176 63H178L179 65H177ZM197 63H198V65H197ZM202 63V64H203ZM211 63V62H210ZM140 64V65H139ZM148 65V67H147V65ZM151 64V65H150ZM175 66H174V65ZM191 64V65H190ZM195 64V65H194ZM78 65H81V66H83V68L84 69H82V67L81 66H78ZM183 65V66H182ZM207 65V64H206ZM209 65V64H208ZM207 65V66H208ZM211 66H213V69L210 67V66H208L209 67V69L210 70H214V69H216V68H218L219 67V65H216V66H218V67H216L215 66V64L213 65L212 63L210 64ZM250 65H255V64H250ZM247 66V67H251L252 68V66ZM45 66V67H44ZM111 66V67H110ZM137 66H139V68L137 67ZM141 66V67H140ZM161 66V67H160ZM179 66V67H178ZM192 66V68H190V67ZM196 66V67H195ZM207 66H206V68H207ZM215 66V67H214ZM44 67V68H43ZM109 67V68H108ZM113 67H114V69H113ZM116 67V68H115ZM136 67V68H135ZM145 67V68H144ZM170 67H171V69H170ZM182 67H184V68H182ZM205 67V66H204ZM253 67H255L256 68V66H253ZM262 67V66H261ZM80 68V69H79ZM106 68H108V69H106ZM143 68H144V70H143ZM151 68V69H150ZM203 68V67H202ZM205 68V69H206ZM248 68V70L251 72V74H252V76L253 75H255V69L253 70V69H249ZM81 69H82V71H81ZM136 69H138V70H136ZM142 69V70H141ZM170 69V70H169ZM187 69H189V70H187ZM83 70H85V71H83ZM112 70V71H111ZM148 70V72H146ZM199 70V69H198ZM197 70V71H198ZM207 70V69H206ZM54 71V72H53ZM141 71L143 72V73H141ZM163 71V72H162ZM254 71V72H253ZM159 72V73H158ZM162 72V73H161ZM45 73H39L38 74V77H42V76H40V74H45ZM139 73H140V75H139ZM147 73V74H146ZM193 73L196 75H193ZM132 74H133V76H132ZM143 74V75H142ZM151 74V75H150ZM153 74H154V76H153ZM163 74V75H162ZM201 74V73H200ZM54 75H56V77H54ZM125 75V76H124ZM142 75V76H141ZM156 75H157V77H156ZM47 76V75H46ZM107 76V77H106ZM127 76V77H126ZM129 76V77H128ZM130 76H131V78H130ZM140 76V77H139ZM163 76V77H162ZM194 76V77H193ZM198 76V77H197ZM37 77V76H36ZM48 77V76H47ZM59 77V78H58ZM123 77V78H122ZM124 77H125V80H123L124 79ZM133 77V78H132ZM145 77V78H144ZM157 79H156V78ZM175 77V78H174ZM109 80H108V79ZM132 80L131 82H130V79ZM140 78L142 79V81L140 80ZM198 78V79H197ZM127 79H129V80H127ZM174 79V80H173ZM199 79H201L202 81H201V83H200V80ZM43 81V83H42V81ZM59 80V81H58ZM83 80H84V82H83ZM107 80V81H106ZM114 80V81H113ZM123 80V81H122ZM141 82H140V81ZM144 80V81H143ZM177 80V81H176ZM196 81L195 83H196V85H198L197 87L196 86H194L193 87V84H194V81ZM57 81L59 82V84H57ZM111 81H113V82H115V84L113 83V82H111ZM125 81V82H124ZM129 81V82H128ZM154 83H152V82ZM157 81H159V83L160 84H163V85H160L159 83H156ZM162 81H163V83H162ZM55 82H56V84H55ZM128 82V83H127ZM172 82V83H171ZM187 84H186V83ZM189 82H191V83H189ZM46 83V84H45ZM124 83H126V84H124ZM144 83H150L152 86H154L153 88L154 89H156L157 87V91H155L156 93L153 95L152 94V96H147L146 97V99L148 100H150V98L152 99V98H154L156 95H158V93H159V91H160V93H159V97H160V95H161V93L163 92V89L164 88H166L164 91L166 92V95H165V93L163 94V96L164 97H161V99H163V98H165L164 100H166L167 98L169 99V96H173V94L174 93H172V94H170L171 92H172V90L174 91V92H176V95L178 94V93H180V92H182V90H180V92H178L177 93V91H178V89L177 88H180V85L182 86L181 87V89H183V88H185V86H186V90H187V85H189V89L186 91V90H184V91H186V92H188L187 94H185L184 95V93L185 92H183V97H181V98H178V100H180V103H178V105L180 104H182V106L181 107H183V105L184 106H187V104H188V108L187 107H185V109H188V111H190L189 110V107L191 106V104H189V103H191L192 101V106L193 105H195V106H197V104H200V102H201V104H202V102H206V106H208L207 108L208 109H206L203 105H201L200 104V106H198V107H194L193 106V108H192V106L190 107L191 108V110H193V112L191 111V113H194V112H196L197 110H198V112H196V113H194V114H191L192 116L194 115V117H195V119L193 118V117H191V115H189V113H188V111L186 110L185 111V109H184V111L186 112V113H188V115H189V117H190V119L189 120H187L189 117H187V119L185 120L186 121V123H185V121L182 119V118H180V116H181V113H180V111H181V107H180V105L178 106V107H180L179 108V112H178V115H177V108L175 109V112H176V115L177 116H179V120L180 121H184V124L182 123V122H180V121H176V120H178L177 118H175V117H173L171 114H173L174 113V110H173V108H171V107H174V105L172 104V106L170 107V110L172 109L173 110V113H171L170 115H169V118H171V119H173V121H171V122H178L177 123V126H176V128H178V125L179 124H181V126H179L180 128L181 127H185V126H187L188 127V129H187V127H185L184 129L183 128H181V130H180V128L179 129H177V132L175 131V127H174V125L173 124H175V123H173V124H171L170 122H169V118H168V114H167V110H169V109H167L168 107L167 106H164V107H167L166 108V111L164 110L165 108H163V107H161V104L163 103V101L164 100H162L161 101V99L159 100L158 99V97L155 99V101H157V103L154 101V99H153V103L151 104V103H149L150 101L148 100V106H147V104H146V107H145V104H143V102L144 103H147L141 96H143V95H138L139 96V98H142V99H140V100H142V101H140L139 102V99H138V97H136V95L137 94H135V92H137V89H138V87L140 86V85H142V84H144ZM174 83V84H173ZM178 83V84H177ZM38 84V85H37ZM53 84H54V86H53ZM113 84V85H112ZM165 84V85H164ZM177 84V85H176ZM186 84V85H185ZM42 85V86H41ZM45 85H47V86H45ZM55 85H57V88L60 90L59 91V93L61 92V94L59 95V93H58V95H55V94H57L56 92H57V89H56V91L54 90V87L56 88V86ZM123 85H127V86H123ZM168 85V86H167ZM191 85V86H190ZM195 85V84H194ZM51 86V87H50ZM53 86V87H52ZM114 88H113V87ZM169 86H170V89H169ZM175 86H178V87H176L175 88ZM36 87H39V88H36ZM42 87V88H41ZM121 87V88H120ZM156 87V88H155ZM43 88H45V89H43ZM51 88H53V89H51ZM112 88V89H111ZM173 88V89H172ZM196 88H198V89H196ZM204 90H203V89ZM207 88V87H206ZM47 89V90H46ZM49 89V90H48ZM174 89H176L177 91H175ZM43 90V91H42ZM45 90H46V92H45ZM106 90H109V91H107L106 92ZM169 90H171L170 92H168ZM190 90H192L193 92L191 93L190 92ZM196 90V91H195ZM198 90V91H197ZM50 91H52V92H50ZM93 91V92H92ZM207 91V89L205 90V92ZM51 94H50V93ZM88 92H91L92 93V98H95V100H93V99H91V100H89V96L87 95L88 94ZM198 94V96H197V94ZM201 92H203V93H201ZM42 93V94H41ZM91 93H90V96H91ZM118 93H119V95H118ZM168 93V94H167ZM190 93H191V95L193 96V93H195V98L194 97H192L191 95H190ZM200 93V94H199ZM49 94H50V96H49ZM114 94V96H112ZM118 95V96H116V95ZM122 94H124L123 96H122ZM201 94H204V95H201ZM35 95V96H34ZM49 97H48V96ZM87 95V96H86ZM180 95H182V94H180ZM186 95H188V96H186ZM244 95V94H243ZM241 96V98L242 97H244V96ZM57 98H56V97ZM116 96V99L114 98ZM122 96V97H121ZM174 96H175V94H174ZM177 96H179V95H177ZM184 96L185 97H190L189 99H185L184 98ZM202 96H204V98H207L208 99V102L209 101H211V102H207V101H204L203 100V97ZM33 97H34V99H33ZM43 97V98H42ZM45 97V98H44ZM112 97L114 98V100L112 99ZM120 97V98H119ZM143 97H145V96H143ZM192 97V98H191ZM38 98V99H37ZM47 98V99H46ZM51 98V99H50ZM91 98V97H90ZM182 98H184V99H182ZM200 101H198L197 99ZM250 99H252V97H249ZM118 99H120V100H118ZM127 99H128V101H127ZM129 99L131 100V101H129ZM132 99H134L135 100V103H133L134 101L132 100ZM137 99V100H136ZM158 99V100H157ZM195 99V100H194ZM206 99V100H207ZM234 98H232V99H229V100H231L230 102H229V100H228V102L230 103V108H231V111H230V108L227 106V109L229 108V110L228 111H226L227 112V114L226 115H230L231 113L232 114H234L235 116L237 115L236 113H237V111H239V109L237 108H235V110H232V109H234V107H235V104H234V100H233ZM242 99H244V100H242L244 103H242V101H241V99L239 98V99H237V98H235V101L237 100H240V104L242 105V104H244L245 105V103L247 102V100H246V98H242ZM32 100L34 101L32 104H31V102H32ZM40 100V103H38V101ZM43 100H46V101H43ZM92 100L94 101V102H92ZM125 101V103H126V101L127 102H131V104H136V103H140V104H136V107H138L139 105V107L138 108H135V105L134 106H132V105H130V103H129V105L131 106V107H129L128 108V110H127V107L129 106H127V107H125V103L124 102H122V101ZM183 100V101H182ZM197 100V103L195 104V101ZM202 100V101H201ZM28 101H29V103H28ZM31 101V102H30ZM104 101H105V104H107L108 106H110V104H111V106L109 107V108H111V107H114V105L113 104H116L115 105V107L114 108H111L110 110V112H109V110L107 109V113L105 112V113H103V111L105 110V109H102L101 110V108L102 107H105V108H108V107H106L105 106V104H104ZM107 101V102H106ZM109 101H111V102H109ZM116 101V102H115ZM117 101H121V103L120 104H122V103H124V108H123V106H122V108H120L121 106L119 105V104H117ZM137 101V102H136ZM161 101V102H160ZM184 101H187V102H184ZM236 101V102H237ZM45 104V105H43V103ZM46 102V103H45ZM115 102V103H114ZM159 102V103H158ZM178 102V101H177ZM177 102H175L176 104H177ZM184 102V103H183ZM233 102V103H232ZM26 103H27V105H26ZM94 105H93V104ZM109 103V104H108ZM113 103V104H112ZM142 103V104H141ZM156 103V104H155ZM186 103V104H185ZM31 104V105H30ZM39 104H41V105H39ZM67 104H69L68 105V107H67ZM101 104H103L102 105V107H100V105ZM126 104H128V103H126ZM167 105V102L166 103H164V105ZM169 104V103H168ZM212 104V103H211ZM233 104V105H232ZM93 105V106H92ZM120 107H119V106ZM138 105V106H137ZM142 105V106H141ZM144 105V106H143ZM154 105L155 106V108H154V106L152 107V106ZM159 105V108H157V106ZM213 105V104H212ZM247 105V104H246ZM87 106H92L93 107V109H92V107L90 108H88ZM116 106H118V108L116 107ZM151 106V107H150ZM162 106H163V104H162ZM203 106V107H202ZM133 107L135 108V110H132L133 109ZM175 107H177V106H175ZM199 107H201L200 108V110L202 109L203 111H200L199 110ZM213 108V110H214V112H213V110H212V108ZM117 108V109H116ZM130 108H131V110H132V112L131 113H127L129 110H130ZM146 108H148V109H146ZM152 108L153 109H157V111H155L154 110V112L152 111ZM163 108V109H162ZM195 108H198V109H196L195 110ZM33 109H34V111H33ZM38 109V110H37ZM90 109H92V110H90ZM120 109H123L122 110V112H121V115H119L120 114V112L118 111V110H120ZM159 109V110H158ZM211 109V110H210ZM113 110H114V112H113ZM124 110H127L126 112L124 111ZM130 110V111H131ZM146 110H148V111H146ZM177 110V111H176ZM206 110H208L207 112H209V114H207V112H205ZM210 110V111H209ZM152 111V112H151ZM165 111V112H164ZM182 111H183V109H182ZM181 111V112H182ZM234 111H236L235 113H234ZM151 112V113H150ZM157 112V113H156ZM160 112H161V114H160ZM163 112H164V114H165V117L166 118H168V119H166V121H165V123H164V117H162V116H164V114H163ZM169 113H170V111H168ZM172 112V111H171ZM205 112V113H204ZM228 112H230V114L228 113ZM96 114L95 116L93 115V114ZM114 115H113V114ZM119 113V114H118ZM125 113H126V115H125ZM150 115H149V114ZM153 113H154V115H156V114H160V116L159 115H157V116H159L158 118H160V120L158 121V119L156 118V117H154V115H153ZM156 113V114H155ZM180 113V114H179ZM183 113V112H182ZM212 113V114H211ZM115 114H117V115H115ZM124 114V116H122ZM127 114H128V117H127ZM143 114V115H142ZM167 114V115H166ZM224 114V115H225ZM36 115H38V116H36ZM88 115V116H87ZM93 115V116H92ZM107 115H109V116H107ZM112 115V116H111ZM148 117V120H147V117ZM149 115V116H148ZM173 115H175V113L173 114ZM175 115V116H176ZM183 115V114H182ZM184 115H185V113H184ZM183 115V116H184ZM187 115V114H186ZM187 115V116H188ZM198 117V118H196V116ZM201 115V116H200ZM202 115H204V117L202 116ZM223 115V114H222ZM90 116H91V119H90ZM120 116V117H119ZM141 116V117H140ZM142 116H144V117H142ZM151 116V117H150ZM171 116V117H170ZM207 118H206V117ZM87 117V118H86ZM96 119H95V118ZM98 117H99V119H98ZM119 117V118H118ZM121 117H123V118H121ZM154 117V118H153ZM182 117V116H181ZM203 117V118H202ZM225 117H227V116H225ZM93 118H94V121H88L89 119L90 120H93ZM138 118H139V120H138ZM142 118V119H141ZM157 120H156V119ZM184 118V117H183ZM186 118V117H185ZM193 118V119H192ZM202 120H201V119ZM205 118V119H204ZM121 119V120H120ZM126 119V120H125ZM144 119V122L142 121ZM151 119V120H150ZM153 119V120H152ZM161 119H162V121L163 122H161ZM164 119V120H163ZM174 119H175V121H174ZM229 119V120H228ZM230 117H227V118H225V120H227L228 122L230 121ZM81 120H82V122H84V123H82L81 122ZM141 120V121H140ZM147 120V121H146ZM155 120V121H154ZM168 120V121H167ZM199 120V121H198ZM97 121H100V122H97ZM103 121V122H102ZM121 121V122H120ZM151 121H153V122H151ZM203 121V122H202ZM97 122V123H96ZM119 122V123H118ZM146 122V123H145ZM149 122V123H148ZM160 122V123H159ZM167 122V123H166ZM180 122V123H179ZM194 122V123H193ZM196 122H198V123H196ZM116 123H118V125L116 124ZM121 123V124H120ZM125 123V124H124ZM139 123H141V124H139ZM144 125H143V124ZM168 123H170V124H168ZM187 123H189V124H187ZM210 123H212V125H210V127H211V129L212 130H214V128H216L215 126V124L216 123H213V121H211ZM99 124H101L100 126H102V128L100 127H98V125ZM104 124V125H103ZM116 125L117 126V128L115 129V131H114V126H112V125ZM153 124V125H152ZM169 126H168V125ZM198 124V125H197ZM12 125V124H11ZM5 125L4 126V128L3 127H1L0 128V141H1V143H0V148H2L3 147V140L5 139V137H7V138H9V140H11L13 143L17 140V139H19V140H23L24 139V134L20 131L21 130V128H19L20 130V132L18 131V127H17V129H16V127H15V125ZM121 125V126H120ZM135 125V126H134ZM140 125H142V127H140ZM166 125V126H165ZM215 125V126H214ZM225 125V124H224ZM7 126V127H6ZM129 126V127H128ZM131 126H134V127H132L131 128ZM148 126V127H147ZM151 126V127H150ZM153 126H155V127H153ZM168 126V128L166 129L165 127H167ZM174 127V129H173V127ZM189 126H191V127H189ZM45 127V128H44ZM110 127H112L111 129H112V131L113 132H115L114 134L115 135H117V136H115L114 134H113V132L112 131H110L111 129H110ZM127 127V128H126ZM136 127H138V128H136ZM158 127V128H157ZM170 127H172V129H169ZM212 127H214V128H212ZM120 128V129H119ZM121 128H122V130H121ZM125 128H126V130L127 129H129V131L130 130H132V131H130V133H129V131L128 132H126V130H125ZM139 128H144L143 130L142 129H140V133H138V130H139ZM146 128V129H145ZM149 128V129H148ZM82 129V130H81ZM136 129H137V131H136ZM156 129V130H155ZM190 129V130H191ZM202 129V130H201ZM210 129V130H211ZM80 130V131H79ZM121 130V131H120ZM142 130V131H141ZM144 130H146V131H144ZM161 131V132H159V131ZM166 130H168V131H166ZM180 130V131H179ZM190 130H188L189 132H187V134L185 135V136H183V140L184 139H186V142H187V140H189L188 142L191 144V145H193V142L194 141H192V143H191V136L189 135V134H191L190 132ZM48 131V130H47ZM81 131H84V132H81ZM98 131H100V132H98ZM117 131V132H116ZM119 131H120V134L122 135V137L123 138H121V135H119ZM124 131V132H123ZM148 131V132H147ZM166 131V132H165ZM183 131V132H182ZM184 131H186V132H184ZM203 131V132H202ZM93 132V134H91ZM132 132V133H131ZM134 132V133H133ZM145 132H147V133H145ZM157 134H156V133ZM158 132L159 133H161V134H163V135H160V134H158ZM164 132V133H163ZM170 134H169V133ZM176 132V133H175ZM47 133V132H46ZM46 133L45 134H43L44 136L46 135ZM80 133H81V135H80ZM86 133H88V134H86ZM96 133H98V134H96ZM136 133V134H135ZM143 135H142V134ZM145 133V134H144ZM149 133V135H147V136H145L146 134H148ZM175 133V134H174ZM21 134V135H20ZM76 134H79V137H78V135H77V137H76ZM86 134V136H84ZM99 134H100V137H99ZM126 134V135H125ZM167 134V135H166ZM23 135V136H22ZM112 135H114V136H112ZM124 135V136H123ZM135 135V136H134ZM157 135V136H156ZM172 135H173V137L175 138L174 140H173V137H172ZM188 135V136H187ZM21 136V137H20ZM29 136L30 135H28V136H26L25 135V137H28L29 138ZM33 136V135H32ZM44 136H42L41 135V137H44ZM76 138H75V137ZM82 136H83V138H82ZM90 136V137H89ZM93 136H95V137H93ZM98 136V137H97ZM129 137L130 138V140H129V138H127V137ZM133 136V137H132ZM150 136V137H149ZM163 136V137H162ZM165 136V137H164ZM171 136V137H170ZM189 137V138H184V137ZM17 137V138H16ZM23 137V138H22ZM34 137L35 138H37V136H36V134L34 135ZM114 137H116V139H117V137H118V139H117V141H119V138H120V140L121 141H124V146L122 147V143L119 141V147H120V145H121V147L120 148H118V149H116V147L118 146H116V144H117V141H116V139L114 138ZM124 137H126V138H124ZM147 137V138H146ZM154 137V138H153ZM16 138V139H15ZM22 138V139H21ZM98 138H100L101 139V141H100V139L98 140ZM108 138V139H107ZM111 138V139H110ZM151 138V139H150ZM169 138H171V139H169ZM2 139V140H1ZM70 139V140H69ZM123 139V140H122ZM132 139H136V140H132ZM140 139V140H141ZM91 140H93L94 142H98V144H100V145H98L97 143H94L93 141H91ZM105 140H106V142H105ZM115 140V141H114ZM140 140L138 139L137 141L139 142V144L141 143V145H143L144 146V143H146V142H140ZM144 140H142V141H144ZM169 140V141H168ZM177 140V141H176ZM42 141H43V138H42ZM71 141H72V143H73V145H76L77 147H75L76 149L81 145V147H79L78 148V151H75L73 148H74V146L72 145V143H71ZM81 141H83V143L81 142ZM109 141H112V142H109V144H108V142ZM127 141V142H126ZM130 141V142H129ZM133 142V144H132V142ZM136 141V146L135 147H137V146H140V145H138V142ZM174 141V142H173ZM77 142V143H76ZM80 142V143H79ZM166 142H169V143H166ZM172 142H173V145H172ZM175 142H176V144H175ZM84 143H88L89 144V147H88V145H86V144H84ZM92 143H94V144H92ZM104 143H107L108 144V146H107V144H104ZM113 143V144H112ZM129 143V144H128ZM146 143V144H147ZM67 144L69 145V144H71L70 146H72L73 148H69L70 146H67ZM91 144V145H90ZM102 144H103V146H102ZM112 146H111V145ZM128 146H127V145ZM43 145H44V142H43ZM95 147H94V146ZM96 145H97V147H96ZM106 145V146H105ZM126 145V146H125ZM130 145V146H129ZM177 147H176V146ZM196 145H198L197 144V142H196V144H195V142H194V147L196 148L197 146ZM35 146L36 147H38V148H40V149H38L37 148V150H35L36 148H35ZM42 148H41V147ZM92 146V147H91ZM110 146V147H109ZM164 146V147H163ZM166 146V147H165ZM180 146V147H179ZM60 147V149L62 150V154H63V156L65 157V161H64V163H62L61 165H59L60 164V162H62L61 160L64 158H62L61 159V156H62V154L61 153H59L60 151H59V149H54V148H59ZM62 147V148H61ZM68 147V148H67ZM91 147V148H90ZM104 147V148H103ZM108 148L109 149V151H110V149H112V147H113V149L109 152L108 151V149H105V148ZM128 147V148H127ZM134 147V146H133ZM141 147V146H140ZM161 147V148H160ZM167 148V150H169V151H171L172 149V151L170 152V153H168L167 155L169 156V157H166V158H168L167 159V161H166V163H165V167H161V169H160V167L158 168V164H160L159 166H161V164H162V162H157V161H160L161 159H159V157H158V159H157V157H155V156H158L159 155V153L158 152H161V151H157V150H160V149H163V148ZM176 147V148H175ZM93 148V149H92ZM95 148V149H94ZM96 148H98V151H97V149ZM104 150H103V149ZM126 148V149H125ZM46 149H48L49 151H47ZM82 149V150H81ZM91 151H89V150ZM101 149V150H100ZM120 149V150H119ZM140 148H138L137 149V152H139V154H142L141 153V151H138ZM152 149H153V151H154V153L156 154H154L153 153V151H152ZM175 149V150H174ZM55 150V151H54ZM80 150V151H79ZM87 150H88V153H87ZM97 151V152H94V151ZM106 150V152H104V154L105 153H107L106 155H103V154H101V153H103V152H101L100 153V151H105ZM121 150V151H122ZM142 150L143 151H145L144 150V147H142ZM45 151V152H44ZM70 151V152H69ZM79 153L80 155H83L82 157L79 155V157H81V161L82 162H79L80 160H78V155L77 154H75V155H77V157H73L74 155V153ZM123 151H122V153H123ZM142 151V152H143ZM152 151V152H151ZM174 151V152H173ZM52 152H53V155H52ZM56 152H58L59 154L57 155L56 154ZM71 154V155H69V153ZM116 153V154H118V155H120V153ZM136 152V153H137ZM158 154H157V153ZM163 153H164V151H162ZM161 152V153H162ZM173 152V153H172ZM189 152V153H190ZM192 152H193V150H192ZM44 153V154H43ZM90 153H92V154H90ZM123 153V154H124ZM162 153V154H163ZM172 153V154H171ZM178 155H177V154ZM52 156H51V155ZM85 154H86V156H87V158H86V156H85ZM90 154V155H89ZM94 154H96V155H94ZM123 154H121L122 156H123ZM171 154V155H170ZM190 154H192V153H190ZM57 155V161H56V164H55V162H53L54 161V158L53 157H55ZM60 155V156H59ZM92 155V156H91ZM120 155V156H121ZM175 155H177L176 157H175ZM187 155H188V153H187ZM49 156H51V157H49ZM59 156V157H58ZM93 156H95L96 157V159H97V161H95L96 159L95 158H93ZM126 156V155H125ZM178 156H181L180 158H177ZM92 158L93 159V161L92 160H90V158ZM52 160H51V159ZM61 160H60V159ZM83 158H84V161H83ZM100 158V157H99ZM106 158V159H107ZM110 158H113V154H112V157H110ZM134 158V157H133ZM155 158L157 159L156 161H155ZM165 158V159H166ZM45 159H46V161H45ZM89 159V162H91L90 164L88 163V160ZM100 159H102V158H100ZM123 160H124V162H125V157L124 158H122ZM165 159H163L164 160V162H165ZM44 160V161H43ZM51 160V161H50ZM55 160H56V158H55ZM59 160H60V162H59ZM103 160H105V159H103ZM108 160V159H107ZM126 160V161H127ZM133 160V159H132ZM145 160V161H146ZM162 160V161H163ZM18 161H20V162H18ZM17 161V164L18 165H25V166H27L28 165V163H30V161H28V160H25V162H23L22 160H18ZM52 162V163H54V169L55 168H58V169H53L52 170V167L53 166H49L50 165V163L49 164H47V162ZM114 161V160H113ZM46 162V163H45ZM57 162H59V164H57ZM87 162V164H85V163ZM156 162V163H155ZM79 163V164H78ZM80 163H83L82 165L80 164ZM99 164V166L97 165V164ZM149 165H148V164ZM152 165H151V164ZM43 164H45V165H43ZM88 164H89V166H88ZM95 166V168H96V165H97V167L98 168H93V165ZM96 164V165H95ZM102 164H103V166H102ZM124 165H125V163H123ZM134 164H137V165H135L134 166ZM155 164H157L156 165V167L154 166ZM172 163H170V166H172L171 165ZM49 166V167H47V166ZM52 165V164H51ZM57 167H56V166ZM77 165V166H76ZM81 165V168L79 167V166ZM84 165V166H83ZM114 165V164H113ZM164 165V164H163ZM168 165H169V162H168ZM46 166V167H45ZM76 166V167H75ZM100 166L101 167H103V168H100ZM129 166V167H130ZM153 166H154V168H153ZM59 167L61 168V169H59ZM78 167V168H77ZM105 167V168H104ZM151 167H152V169H151ZM49 168H51L50 169V172H49ZM157 168V170H155ZM92 169V170H91ZM94 169V170H93ZM117 169V170H116ZM122 169V170H121ZM47 170V171H46ZM114 170H116V171H118V173L119 174H117V172L115 173V172H113ZM120 170H121V172L122 173H120ZM139 170V171H138ZM152 170V171H151ZM66 171L65 172H63V173H66ZM85 171V170H84ZM123 171H125V172H123ZM138 171V172H137ZM69 172H75V173H71L70 175H72L71 176V178H73L72 179V182H71V178L69 177L70 175H69ZM82 172V171H81ZM100 172H96L98 175H99V173ZM126 172H127V174H129V175H126ZM60 173V174H59ZM77 173V174H76ZM109 173V174H108ZM124 173V174H123ZM156 173H154V174H156ZM83 173H81V175H82ZM123 174V175H122ZM148 174V175H149ZM46 175V174H45ZM55 175V173L54 174H50V177H49V179H51L52 178V181H54V182H57V178H55V180H53V178L55 177L54 176ZM92 175H95V174H93L92 173ZM97 175V176H98ZM134 174H132V176H133ZM138 175H137V177H138ZM47 176L45 177V178H41V179H45V180H47L48 181V183L46 182L45 183V181L44 180H41L40 179V181L38 180V179H31V178H24V179H18V178H16L14 175H12L11 174V172L10 171H8L7 169H5V167L3 166V164L2 163H0V208H1V210H0V246H1V244L3 243V245H2V247H4V245H6V247H8L7 245H10V244H4V240H3V234H4V232L5 231H7V232H9L10 234H11V236H12V239L14 240V244H15V242H16V240L18 239V234L22 231L20 228H27V227H25V226H28L29 224H28V222L26 223V221H28V220H31V221H29V222H31V223H34L33 225L35 226V223L38 225V228H36L38 231H39V229L40 230H42V231H39L40 233H44V237H45V234H46V236H48L47 235V232L50 230V232H52V230H53V228L55 229V231H53L52 233H54V232H56L58 229H57V224L59 223L60 224V228H61V226H63V225H65L66 223L65 222H62V224H61V220H63V218H65V220L64 221H66V217L65 216H67L66 214H62V213H65V212H62L61 210H60V208H59V206H60V204H59V206H58V208H59V210H60V212H61V214L64 216H62L59 212H57V210L58 209H55L54 211H56L57 213L55 214V212H54V214L53 213H51L50 215H49V217L50 218H52V219H50L49 221H48V216H47V218H43V220L45 221H43L42 219L40 220L41 222L43 221L44 222V224H42L38 219H40L41 217L40 216H38L37 214H36V211H35V209H36V207H37V204H40V201L41 200H43L42 198H45V197H47L48 196V194H49V186L53 183L51 180L49 181V179H46L47 178ZM100 177H102L101 176V174L99 175ZM145 176H147V175H145ZM150 176V175H149ZM80 177V176H79ZM106 177V176H105ZM142 177V176H141ZM131 178V177H130ZM31 179V180H30ZM63 179V178H62ZM128 179H125V180H128ZM29 180V181H28ZM69 180V181H68ZM77 180V179H76ZM34 183H33V182ZM64 181V182H65ZM68 181V182H67ZM28 183V182H31V184L30 185H34L35 184V186L33 187H31V188H29L27 191H24L25 192V195H22V194H24V192L22 191L23 189H24V187H23V185L25 186V184L26 183ZM59 182V181H58ZM57 182V183H58ZM61 182V181H60ZM59 182V184L61 185V183ZM71 182V183H70ZM126 182V181H125ZM33 183V184H32ZM50 183V184H49ZM63 183V182H62ZM38 184V185H37ZM43 186H42V185ZM46 184V185H45ZM65 183L64 184H62V185H66ZM71 184V185H70ZM27 185V184H26ZM45 185V186H44ZM28 186H29V184H28ZM74 186V185H73ZM36 187V188H35ZM46 189H45V188ZM86 188H91V187H88V186H86ZM85 188V189H86ZM45 189V190H44ZM95 189V188H94ZM98 189V188H97ZM87 190V189H86ZM93 190V189H92ZM96 190V189H95ZM89 191V192H96L97 193V191ZM46 191V192H45ZM48 191V192H47ZM23 192V193H22ZM87 192V191H86ZM15 193H17V195H20L21 193V195L24 197V199H22V196H21V199H20V197H19V200H23L24 201V203H23V201H19V203H18V200H16V199H18V198H16V199H12V198H15L14 196L16 195ZM43 193H44V195H43ZM47 193V194H46ZM88 193V192H87ZM86 193V194H87ZM94 194V195H92V194H90L91 196H89V197H94V196H97V194ZM6 194H8V196H5ZM16 195V196H17ZM88 195H89V193H88ZM2 196H4V199H3V197ZM87 196V195H86ZM6 197V198H5ZM87 198V197H86ZM74 199V198H73ZM73 199L71 200V199H69V200H71V201H73ZM16 201V203H18V205H17V207L19 208H16V206L14 207L13 206V204H15V201ZM37 200V202L39 201V203H35V201ZM68 200V201H69ZM4 201H6V202H4ZM44 201V200H43ZM42 201V202H43ZM71 201H69V203H71ZM74 201H75V199H74ZM72 202L73 203V205L72 206H70L69 205V207H67V209H68V211H69V214H70V216L72 217V216H74V217H72L71 218V220L73 221V225H75V226H77V227H79L77 224H79V220L77 219V217L80 219V216H77V215H80V212H81V214H83V213H86V212H84V210L87 208V207H83V205L81 206V205H79L77 202V206L75 205V202ZM12 202H13V204H12ZM22 202V203H21ZM65 202V201H64ZM63 202V203H64ZM21 203V204H20ZM35 203V204H34ZM10 204V205H9ZM25 204V205H24ZM66 204H67V202H66ZM65 204V205H66ZM16 205V204H15ZM24 205V206H23ZM7 206H11L10 207V210H9V208L7 207ZM61 206H63L64 208H66V206H64V205H61ZM67 206H68V204H67ZM74 206L75 207H77L78 208V210H77V208H74ZM80 206L83 208H80ZM14 207V208H13ZM34 207V208H33ZM70 207L72 208V210L70 209ZM13 210H12V209ZM15 208L18 210H15ZM29 208V209H28ZM31 208V209H30ZM85 208V209H84ZM76 209V210H75ZM80 209V210H79ZM3 210V211H2ZM15 210V211H14ZM29 210V211H28ZM58 210V211H59ZM87 210V209H86ZM78 211V212H77ZM26 212V213H25ZM77 212V213H76ZM34 213V214H33ZM87 213H89V212H87ZM30 214V215H29ZM35 215V217H33L32 215ZM57 214H59V215H57ZM28 215V216H27ZM29 216H30V218H29ZM53 216V217H52ZM55 216V217H54ZM57 216V217H56ZM63 218H62V217ZM20 217V218H19ZM37 217H38V219H37ZM23 218V219H22ZM29 218V219H28ZM36 220H35V219ZM62 218V219H61ZM2 219V220H1ZM24 219H26V220H24ZM47 221H46V220ZM34 220V222H32ZM52 220H54V226H53V228L52 227H50L51 225H52ZM57 220V221H56ZM60 220V221H59ZM36 221V222H35ZM77 221V222H76ZM37 222H39V223H37ZM56 222V223H55ZM75 222V223H74ZM18 223V224H17ZM64 223V224H63ZM4 224H6L7 225V228H5L4 227ZM15 224H17V225H15ZM23 224H25V226L23 225ZM40 224V225H39ZM32 225V226H33ZM44 225V226H43ZM31 226V225H30ZM34 226L33 227H29V228H31L33 231H34ZM59 226V225H58ZM18 229H17V228ZM36 227V226H35ZM41 227V228H40ZM23 228V229H24ZM28 228V230H30L31 231V229H29ZM74 228H76V227H74ZM16 229H17V231H16ZM65 230V227L63 226L62 228H61V230ZM14 230V231H13ZM20 230V231H19ZM27 230V231H28ZM37 230H35V232L37 233ZM46 230H48V231H46ZM61 230H60V232H61ZM26 231V230H25ZM16 232V233H15ZM23 232V231H22ZM32 232V231H31ZM34 232V233H35ZM59 232V231H58ZM24 233V232H23ZM28 233V232H27ZM34 233H32L31 234V236H33V234ZM52 233H50L51 235H52ZM14 234V235H13ZM29 234V233H28ZM24 235H26V234H24ZM24 235H22L23 237H21L20 239L21 240H23L24 241V239L23 238H26V237H28L27 235H26V237L24 236ZM37 235V234H36ZM36 235L34 234V236L33 237H36ZM41 236V234H38V236ZM16 236V237H15ZM30 236V235H29ZM31 236H30V239H31ZM50 237V236H49ZM48 237V238H49ZM52 237V236H51ZM50 237V238H51ZM15 238V239H14ZM43 238V237H42ZM41 238V239H42ZM49 238V239H50ZM19 239V240H20ZM26 239H29V237L28 238H26ZM25 239V240H26ZM35 239V238H34ZM36 239H40V237L39 238H37L36 237ZM47 239V238H46ZM45 239V240H46ZM23 241H21V242H23ZM32 240H30V242H31ZM18 242V241H17ZM21 242H19V245L20 244H22ZM41 243V244H39V247L38 246H36V248L39 250V254H42V256L41 257H43L44 256V254H45V249L47 250V248H44V246L45 245H47V244H45L43 247H40L41 245H43L44 244V241H38V243ZM46 242V241H45ZM49 242V241H48ZM47 242V243H48ZM37 243V244H38ZM14 244H11L12 245V247H13V245ZM32 245V247H33V245H34V243H31ZM49 244V243H48ZM16 245V244H15ZM18 245V244H17ZM18 245V246H19ZM21 246V245H20ZM30 246V247H31ZM48 246V245H47ZM46 246V247H47ZM2 247H0L1 249H2ZM5 247V248H6ZM15 247V246H14ZM5 248H3L2 250H6ZM16 248H18L17 246H16ZM16 248L15 249H11V247L9 248L8 247V249L10 250L11 249V252H16ZM36 248H35V250H36ZM40 248V249H39ZM41 248H43L44 249V254H43V252H42V249ZM31 249V248H30ZM33 250V249H32ZM35 250H33V251H35ZM1 251V250H0ZM8 251V250H7ZM6 251V252H7ZM37 251V250H36ZM10 252V253H11ZM41 252V253H40ZM1 253L3 254L4 252H0V258H1V256L3 257V258H1V262L0 263H2V260L3 259H6V258H4V256L3 255H1ZM8 253H9V251H8ZM8 253H5L4 255H8ZM13 256L14 254H10V256ZM11 256V257H12ZM14 256H16V255H14ZM14 256L11 258L12 260H7V261H13V262H15V259H16V257L14 258ZM18 256V255H17ZM9 258V257H8ZM4 261V260H3ZM19 261V260H18ZM17 261V262H18ZM6 263V262H5ZM5 263H3V264H5ZM7 264V263H6Z\"/></svg>","mask_w":264,"mask_h":264},{"label":"snow or ice","instance_id":"3","mask_svg":"<svg viewBox=\"0 0 264 264\" xmlns=\"http://www.w3.org/2000/svg\"><path fill=\"white\" fill-rule=\"evenodd\" d=\"M51 7L54 12L59 14L65 5L62 3V0H52ZM147 22H154V17L149 16ZM155 91L157 90L154 89L150 83H144L138 87L137 95L152 96ZM82 111L83 107L76 108L61 116L58 115L55 106H53L50 130H48L47 134L43 137V142L49 147L62 145L68 137L77 132L80 124L79 115ZM2 143L3 147L0 148V163H2L5 169L10 171L12 175L18 179H24L26 177L32 179L45 178L43 167L39 163L43 157L39 156L33 150V142L29 138L25 137L24 140L17 139L13 143L9 138L5 137ZM262 148H264V145H262ZM18 160H28L30 163L27 166L22 164L18 165ZM86 185V175L81 178L78 185L74 186L60 185L57 182H53L49 186L48 196L43 202L38 204L35 209L37 215H39L41 219L46 218L56 209L58 204L81 194ZM259 223L261 239L264 240V201L261 203ZM4 227L7 228V225L4 224ZM2 238L5 244L13 243L12 236L7 231L4 232ZM7 264H20V262H7ZM261 264H264V246H262L261 251Z\"/></svg>","mask_w":264,"mask_h":264}]
</instances>
